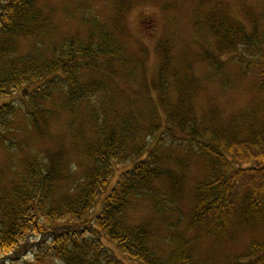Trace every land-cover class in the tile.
<instances>
[{"label":"trees","instance_id":"16d2710c","mask_svg":"<svg viewBox=\"0 0 264 264\" xmlns=\"http://www.w3.org/2000/svg\"><path fill=\"white\" fill-rule=\"evenodd\" d=\"M41 1L0 0V100L21 89L27 91V105H0V145L11 141L10 120L19 111L40 134V121L57 114L46 109L54 93L61 95L59 109L66 115L78 119L84 113L83 133L90 130L93 138L81 137L82 159L87 164L82 161L84 172L79 180L60 183L58 171L63 164L49 161L53 154L49 153L28 165L20 183L0 188L4 193L0 196V264H206L192 253L195 241L205 236L227 237L235 228L264 222V28L260 27L264 16L249 32L244 24L230 20L222 39V55L235 51L234 62L241 65L242 77L256 73L261 96L258 109L240 113L227 127L205 129L199 123L186 124V130L178 127L190 135L188 144L184 141L186 146L178 147L194 155L205 174L196 184L194 207L185 224L181 225L180 218L169 226L175 234L165 240L163 252L145 226L128 224L126 212L138 200L149 202L155 210L164 201L175 200V192L161 190L169 180L170 161L158 149H151L148 139L138 142L142 129L127 103L123 104L126 110L115 111L112 96L116 89L106 82L109 68H117L128 81L130 63H141V56H146L144 45L137 43L140 54L132 56L105 25L84 21L85 36L57 37L52 43L49 37L50 43L43 40L21 55L19 37L38 36L53 28L52 12L43 17ZM172 9V5L163 8ZM151 28L148 25L146 30ZM97 73L103 76L85 77ZM169 76L175 79L176 75ZM155 90L161 92L157 95L161 106L168 108L174 107L172 93L177 99L186 94L166 79ZM155 101L149 98L147 120L152 112L157 114ZM172 119L170 113L173 124ZM120 166L127 170L108 193ZM100 202L99 214L92 217ZM227 264H264V241L253 242L251 251Z\"/></svg>","mask_w":264,"mask_h":264},{"label":"rangeland","instance_id":"374dc122","mask_svg":"<svg viewBox=\"0 0 264 264\" xmlns=\"http://www.w3.org/2000/svg\"><path fill=\"white\" fill-rule=\"evenodd\" d=\"M169 5L174 9L163 10ZM38 6L43 17L52 12L49 19L52 18L53 28L51 32L44 29L38 36L28 34L19 37L18 52L21 55L26 54L30 46L38 47L43 40L50 43L49 37L52 43L57 37L85 36L84 21L105 25L128 46V53L132 56L140 54L137 43L144 45L146 56H141V63H130L131 75L125 77L128 81H124L125 75L117 68H109L107 72L111 77L106 82L116 89L114 96L108 94L112 99L114 97L115 111L123 112L127 107L123 104L127 103L135 124L142 129L143 137L137 141L144 143L148 139L151 149H158L160 156L170 161L167 166L171 170L169 180L161 190L166 194L175 192V200L164 201L159 210L149 202L138 200L126 212L128 224L145 226L158 241L156 245L166 252L164 242L175 234L170 232L169 226L180 218L181 225L182 222L185 224L194 207L196 184L205 174L202 163L194 155L187 154L186 149L178 147L179 144L186 146L184 141L187 144L190 141V135L183 131L186 130L185 125L199 123L205 129L227 127L237 120L240 113L256 110L261 103L256 73L242 77L241 65L234 62L235 51L227 50L222 55L225 51L222 39L226 36L230 20L244 24L247 31H251L254 23L264 16V0H43ZM195 10L197 14H194ZM148 25L154 29L146 30ZM260 27L264 28V22ZM215 28L218 29L217 34H214ZM125 66L123 64L121 68L125 69ZM172 74L176 75L175 79L170 78ZM97 76L103 75L97 73L85 77L95 79ZM162 79L172 86L175 82L177 91L182 89L186 92L178 99L172 93L173 108L161 106L158 99L161 92L155 87H161ZM26 96L25 88L21 89L17 94L1 99L0 105H27ZM59 97L60 94L54 93L53 99L46 103V109L57 114L40 121V134L28 126L22 111L11 118V141L0 145V175L3 177L0 188L11 189L20 183L28 165L39 157L49 156V153H53L49 161L63 164L58 171L62 177L59 178L60 183H65L66 179L77 181L82 177L87 162L82 159L85 150L81 137L93 138V133L87 129L89 133H83V112L78 119H73L59 109V105L62 106ZM149 98L156 100L154 104L158 107L157 114L152 112L148 119L151 122L146 118L150 112ZM170 113L173 114V124L169 120ZM181 126L183 130L178 128ZM157 127L159 131L155 133ZM125 170L127 167H116L108 193ZM2 194L0 190V196ZM100 210L101 202L92 217ZM244 228H235L237 230L227 237L205 236L192 244V253L206 264L232 262L251 251L253 242L264 241V222ZM116 254L127 262L119 252Z\"/></svg>","mask_w":264,"mask_h":264}]
</instances>
